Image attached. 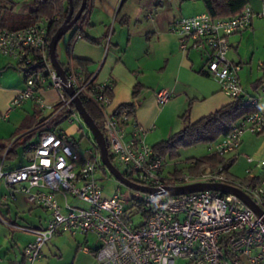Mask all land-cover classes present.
I'll return each mask as SVG.
<instances>
[{"label":"built area","instance_id":"obj_1","mask_svg":"<svg viewBox=\"0 0 264 264\" xmlns=\"http://www.w3.org/2000/svg\"><path fill=\"white\" fill-rule=\"evenodd\" d=\"M254 17L264 19V6L254 11L245 5L229 17H213L206 11L179 16L171 21L169 29L178 35L180 50L208 53L204 72L229 98H235L244 94L241 65L227 56L228 37L249 28ZM55 18L46 16L19 29L0 28V53L27 69L24 87L11 99L5 116L32 100L43 113L63 109L68 112L67 122L72 123L74 118L80 121L72 97L63 87L69 84L82 103L91 102L100 108L108 154L124 165L130 175L127 178L158 188L194 183L229 185L248 196L261 212L257 214L234 194L210 189L179 195L142 192L141 198H131L130 202L119 192L106 197L104 186L95 176L98 168L106 170L95 142L82 154L75 137L65 132H44L30 145L24 164L11 170L0 167V180L22 192L27 202L49 212L44 227L17 226L33 235L23 248V264L39 260L44 244L61 233L91 234L94 245H80V249L91 254L96 264H175L177 259H182V264H264V174L257 171L264 170V150L258 156L243 155L253 167H247L242 177L222 165H205L197 173L164 175L165 159L153 154L152 145L145 140L146 129L132 112L127 108L109 109L111 81H97L94 72L86 75L82 68L71 65L63 67L62 81L48 54V27ZM111 31L110 27L105 48ZM76 38H82V34ZM29 69L35 71L27 72ZM44 88L57 91L54 103L43 100L40 91ZM155 96L157 103L163 104L171 93L159 89ZM244 104L256 105L258 99L245 96ZM245 132L264 137V111L253 110L240 118L226 134L208 143L209 149L235 161L241 155L237 149ZM7 196L13 197V193ZM69 198L80 200L85 207L72 205Z\"/></svg>","mask_w":264,"mask_h":264},{"label":"crops","instance_id":"obj_2","mask_svg":"<svg viewBox=\"0 0 264 264\" xmlns=\"http://www.w3.org/2000/svg\"><path fill=\"white\" fill-rule=\"evenodd\" d=\"M173 4L175 10L172 9ZM173 4L170 0H144L139 2V7L136 8L131 0H88V24L83 31L84 37L77 39H87L90 45L75 39L72 42L70 59L62 63L64 66L79 67L74 57L89 59L91 64L88 70L96 74V80L112 82V103L109 109L113 110L121 103L132 102L135 119L146 129L145 140L146 136L152 134L154 143L167 139L181 130L188 121H194L231 100L220 90L219 84L204 72L208 53L194 49L180 50L178 35L169 29L171 21L176 17L204 12L203 3L199 0H174ZM247 5L258 11L264 6V0H249ZM33 8L31 2L16 13H25ZM110 27L112 31L109 44L105 48L104 39ZM92 38L99 41H91ZM228 42V58L241 65L239 77L244 95L256 96L259 110L264 111V19L254 17L249 28L230 35ZM96 61H99L98 65L93 64ZM12 64L9 60L0 61V139L10 137L22 119L35 109L34 102L26 100L5 116L11 99L24 87L26 78L23 76L16 82H2L6 78L3 72L10 69L15 71L18 78ZM135 85H140L141 90L136 97H132ZM159 89H166L171 93L169 100L163 104L156 101L155 92ZM40 95L50 104L55 102L57 91L44 88ZM242 143L243 137L240 146ZM28 154L29 149L25 151L19 148L14 160L4 159V156L0 158V167L3 170L15 169L26 162ZM259 154L258 150L254 152V156ZM224 157L229 158V155ZM16 160L17 164L9 167ZM228 170L230 171V167ZM0 183L6 188V192L0 190V205L6 208L8 216L10 209L7 201H14L17 191L30 205V219L24 226L37 228L46 225L49 218L46 209L27 202L22 192L3 180H0ZM10 192L13 197H5ZM38 209H41V212L37 211ZM7 225L22 231L27 239L22 242L21 235L14 236L13 233L11 256L4 252L5 257H0V264H23V248L33 239V235L19 229L17 226L22 225L16 220ZM78 234L71 235L74 240L73 250L67 251L64 259L56 260L53 264H96L91 254L80 249L82 241H89V237L81 234V241L77 237ZM60 235L62 233L57 234V237Z\"/></svg>","mask_w":264,"mask_h":264},{"label":"trees","instance_id":"obj_3","mask_svg":"<svg viewBox=\"0 0 264 264\" xmlns=\"http://www.w3.org/2000/svg\"><path fill=\"white\" fill-rule=\"evenodd\" d=\"M188 1V0H180ZM203 3L205 11L213 17H229L240 12L249 0H199ZM82 0H71L74 13L81 6ZM8 3L9 6L5 4ZM34 8L25 13L12 12L15 3L12 0H0V28L19 29L31 25L43 17L56 16L51 21L48 27L49 38L54 34L56 29L64 21L68 12V0H32ZM7 10H11L8 12ZM87 10L88 0L83 13L80 15L76 23L77 28L70 38L68 44V52L71 51L72 42L76 39L78 33L82 34L87 26ZM91 41L98 42L97 38H92ZM76 64L82 68L86 75L90 74L88 70L91 61L86 58L74 57ZM62 64V63H61ZM62 66H64L62 64ZM65 67V66H64ZM35 69H29L27 72H34ZM141 90L140 85H135L132 92V97H136ZM112 95V94H111ZM245 95H240L215 109L214 111L194 120L188 121L181 130L173 133L165 140H160L152 145L153 154L162 156L165 160L167 157L174 158L177 156L178 149L182 146H192L200 142L210 143L219 136L226 134L231 126L243 116L258 110V105L244 104ZM86 111L89 113L95 124L103 131V114L99 107L91 102L83 101ZM119 109L127 108L134 115V104L132 102L121 103L117 106ZM56 109V108H55ZM68 112L59 110L56 113L49 112L43 114L42 110L35 106L31 114H27L20 124L16 127L13 134L6 138L0 139V158L14 160L18 155V149L27 151L30 145L37 141L38 137L44 132H63L61 125L66 121ZM15 137L13 140L12 138ZM34 138L36 140L34 141ZM113 163V155L108 154ZM193 161L192 165H187L188 172L197 173L205 165L216 167L219 165L229 168L233 164L231 158H226L217 153H209L198 157H192L188 163ZM21 166V165H20ZM19 167V166H18ZM180 171L169 173L171 176L180 174ZM122 174L130 177L127 171H122ZM134 200V197H132Z\"/></svg>","mask_w":264,"mask_h":264},{"label":"rangeland","instance_id":"obj_4","mask_svg":"<svg viewBox=\"0 0 264 264\" xmlns=\"http://www.w3.org/2000/svg\"><path fill=\"white\" fill-rule=\"evenodd\" d=\"M15 5L12 12H17L21 10L26 4H30L32 0H12ZM136 8L139 7V2H143L144 0H131ZM170 3H174V0H170ZM141 4V3H140ZM9 6L8 3L5 4ZM138 6V7H137ZM172 9L175 10V4H173ZM11 12V10H7ZM77 25L73 26L70 30H68L58 41L56 46V54L61 63L67 62L70 58V52H68V44L71 36L73 35ZM262 35V34H261ZM76 40H78L76 38ZM82 44L90 45L87 39L78 40ZM103 52V51H102ZM9 60L13 64L11 65L18 74L15 76V71L13 72L11 69L3 72L5 73L6 78L3 81L13 80L14 82L19 81L23 76L26 77V72L21 69L20 66L16 64V61L9 56L3 55L0 53V61ZM99 61L94 62L93 64L98 65ZM95 65V66H96ZM1 72V71H0ZM30 104V102H29ZM28 105V104H27ZM10 106V105H9ZM47 110L43 113L46 114ZM1 119V117H0ZM104 123V121L102 122ZM62 131L67 133L68 135L75 137L80 145V151L83 154L85 149H89L92 147V143H94V138L88 129V127L84 124L82 120L73 119L72 123L65 121L61 125ZM157 130V129H156ZM153 135L149 134L146 136V142L149 144H153L154 141L152 138ZM243 143L239 147V153L241 157L237 158L233 164L230 166V173L235 176L242 177L245 173V169L249 166L253 167V164L247 163L246 159L243 157L244 154L254 155L255 151L264 150V137L256 136L249 132H245L243 134ZM157 141V140H156ZM211 153L209 149L208 143L200 142L192 146H182L178 149L177 156L174 158L167 157L163 167V174L168 175L173 171L177 170L181 173L188 172L187 164L188 160L192 157H198L205 154ZM17 164V160L10 164L9 167H13V165ZM113 164L122 172L124 171V165L119 163L116 159H113ZM261 174H264V170H258ZM96 178L99 179L101 184L104 186L103 193L104 196L108 197L113 195L115 192H119L126 202H130L132 197L141 198L142 192L133 190L123 184H121L117 179H115L106 169L105 172L102 169H97ZM134 178V177H133ZM0 190L6 192L5 186L0 183ZM15 191V190H14ZM16 199L14 201L8 200L7 204L9 205L10 215L8 216L6 213V208L0 205V257H5L4 252H7L8 255L11 256L10 248L12 246V237L21 235L20 241H25L27 236L22 233V231L18 229H14L12 227H8V223H12L15 220L19 225H26L30 219L29 208L30 205L26 203L23 199V196L15 191ZM69 202L74 206L85 207L80 200L76 198H69ZM37 211L41 212V209ZM17 215V216H16ZM14 233V236L12 234ZM25 237V238H24ZM77 237L82 241L83 235L78 234ZM89 241H82L81 245L93 246L95 242V238L90 234ZM73 238L70 233H62L59 237L54 236L50 241L44 244L42 248V257L36 261L34 264H53L56 260L64 259L67 251L73 250ZM60 249V251L58 250ZM61 252V253H60ZM56 253L57 255H55ZM80 253V252H79ZM78 253V254H79ZM61 254V255H60ZM184 261L182 259H177L175 264H182Z\"/></svg>","mask_w":264,"mask_h":264},{"label":"water","instance_id":"obj_5","mask_svg":"<svg viewBox=\"0 0 264 264\" xmlns=\"http://www.w3.org/2000/svg\"><path fill=\"white\" fill-rule=\"evenodd\" d=\"M86 2L87 0H82L81 6L78 8V10L74 13L73 6L71 4V0H68V12L66 14V17L62 24L56 29L54 34L50 37L49 42H48V54L49 58L51 60V63L53 67L55 68L56 72L60 75L61 79L63 82H65V71L60 63L57 54H56V46L60 38L68 31L70 30L80 15L83 13L85 7H86ZM36 65L34 64L32 66L35 67ZM23 71H26V68H22ZM64 90L67 92V94L72 97V102L81 117L82 121L84 124L88 127L90 130L94 142L99 150L100 154V159L103 163V165L106 167L108 172L115 178L117 179L121 184L136 190L140 192H154V193H159L162 195H179V194H185L189 192H194V191H201V190H215V191H220L224 193H231L236 196H238L240 199L244 201L246 205L251 207L257 214H260L259 208L249 199L248 196H246L243 192H241L239 189L221 184V183H194V184H189V185H183V186H164L162 188L158 187H149L145 185L138 184L134 182L133 180L127 178L122 174V172L111 162L109 156H108V151H107V146L105 142L104 135L102 131L99 129V127L95 124L89 113L86 111L82 101L80 98L74 94V89L71 85L69 84H63Z\"/></svg>","mask_w":264,"mask_h":264}]
</instances>
